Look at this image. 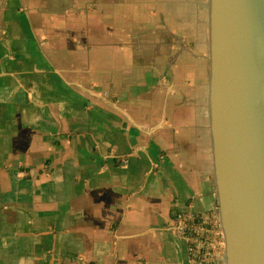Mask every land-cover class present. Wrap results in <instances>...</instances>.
<instances>
[{
    "label": "water",
    "instance_id": "95a60500",
    "mask_svg": "<svg viewBox=\"0 0 264 264\" xmlns=\"http://www.w3.org/2000/svg\"><path fill=\"white\" fill-rule=\"evenodd\" d=\"M9 1L58 264H264V73L234 23L264 0Z\"/></svg>",
    "mask_w": 264,
    "mask_h": 264
},
{
    "label": "crops",
    "instance_id": "0c3cea01",
    "mask_svg": "<svg viewBox=\"0 0 264 264\" xmlns=\"http://www.w3.org/2000/svg\"><path fill=\"white\" fill-rule=\"evenodd\" d=\"M1 28L0 12V264H58L34 172L25 106L18 102L24 95L16 53L2 41ZM25 168L32 169L33 178L20 176Z\"/></svg>",
    "mask_w": 264,
    "mask_h": 264
},
{
    "label": "rangeland",
    "instance_id": "374dc122",
    "mask_svg": "<svg viewBox=\"0 0 264 264\" xmlns=\"http://www.w3.org/2000/svg\"><path fill=\"white\" fill-rule=\"evenodd\" d=\"M73 4L76 6L78 2L76 0H73ZM11 2L9 0H1V7H0V12H1V22H2V28H1V38L2 41L6 42L7 45L12 49V54L14 56L15 53V46H17V39H14V27L12 24V13H11ZM65 15L69 16V21L68 23H71L74 25V27L77 30V34L74 36V42L78 44L80 47V52L84 55L85 57V64H73V67H70L68 69V76H69V81H77L82 87L80 89L82 90L83 88H87L88 86L90 87L92 84V80L94 78V69L92 66V62L90 60V55L87 49V45L85 43V38L83 35L80 33V27H81V20L78 16L81 17L80 13L76 11L75 9H69L68 11L65 12ZM78 15V16H77ZM82 18V17H81ZM10 23V25H9ZM20 29L24 32V36L27 39L28 46L35 48L39 53L40 57L44 58L47 60L45 56V50L43 46L47 44V42L40 40V38L37 35V31L40 29L35 26L32 20H29L28 17L23 16L19 21H18ZM4 25V27H3ZM24 44L18 43L17 47H21ZM85 48V49H84ZM17 53V51H16ZM21 55L18 50V62L20 59ZM17 61V59H16ZM18 62H17V71H18V78L20 79V74H19V67H18ZM57 70H59L56 67ZM18 102L22 105L23 101L19 100ZM23 106V105H22Z\"/></svg>",
    "mask_w": 264,
    "mask_h": 264
},
{
    "label": "bare ground",
    "instance_id": "6f19581e",
    "mask_svg": "<svg viewBox=\"0 0 264 264\" xmlns=\"http://www.w3.org/2000/svg\"><path fill=\"white\" fill-rule=\"evenodd\" d=\"M49 6H50L49 3H45L42 12L45 13L46 10L49 8ZM234 23H235V29H238V34H241V36L243 37V43H244L243 46L247 45V43L248 45L252 44L253 46H255V49L251 52V55L254 59V66L264 73V61L261 59L264 56V26H262L263 23L262 20L258 18H251V14L250 13L247 14L246 10L243 11V6L241 4H237L235 10ZM67 32L73 35L75 33L73 26L71 30L67 29ZM75 57L77 58L78 62H80L81 55L77 54L75 56L71 54L70 55L71 61H73ZM262 137L264 140V128H263ZM34 172L37 179V174L35 169ZM20 176H22L23 178L24 177L33 178L34 174L31 168H25V170L21 172Z\"/></svg>",
    "mask_w": 264,
    "mask_h": 264
}]
</instances>
